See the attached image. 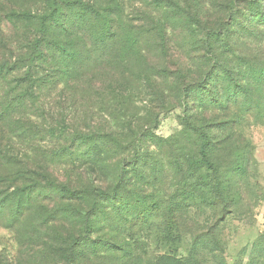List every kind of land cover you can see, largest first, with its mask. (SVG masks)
<instances>
[{"label": "trees", "instance_id": "trees-1", "mask_svg": "<svg viewBox=\"0 0 264 264\" xmlns=\"http://www.w3.org/2000/svg\"><path fill=\"white\" fill-rule=\"evenodd\" d=\"M107 4L106 8L100 9L98 3L86 0H45L44 6L37 11L6 13L8 22L14 26L24 24L25 28L16 31L17 37L8 47L10 53L0 56V92L4 94L0 97V118L9 117L8 111L13 107L20 112L28 110L25 118L22 114L23 117L19 118L21 121L24 118L33 126L36 122L31 119L30 111L42 112L46 116L42 124L45 135L60 141L58 149L48 147L45 151L48 160L43 161V167L28 165L33 173H39L37 178L33 176L27 183L15 187L11 195L17 207H21L29 203L35 196L36 188H40L63 202L65 214L81 218L82 231L89 230L92 218L96 215L95 210L100 206L109 207L116 218L123 216L127 208L130 211L128 224H143L149 214L161 208V204L157 199H146L135 194L133 189L130 190L127 175L131 174L138 181L143 178L144 172L139 168L146 166L151 168L149 174H154L155 166L149 163V156L145 154L149 146L157 145L152 129L164 112L178 110L183 125L181 132L189 134L192 142L185 163H174L183 172L185 185L181 189L176 188L168 197L165 209V240L175 248V253L160 256L157 262L231 264L226 260L222 239L214 227L193 238L185 255L178 253L181 240L178 230L183 214L189 208L186 202L191 201L192 207L198 212L205 205L210 207L214 222L224 221L232 212L234 203L229 195V177L231 173L245 171L247 156H239V150L235 148L232 151L235 154L233 160L221 163L218 159L220 150L232 146L231 136L224 137L221 131H236L237 121L228 114L217 116L218 120L212 116L217 109L225 110L233 106H230L233 100L246 102L250 90L264 82V69L252 64L242 66L240 62L236 63L235 58L241 59L242 55L237 53L238 43L232 37L239 26L247 33L254 25L264 32V0H246L244 6L238 8L232 4L228 10L218 12V16L213 19L204 17L198 7L194 10L191 6L188 12L195 23L190 25L187 35L193 48H196L194 54L199 67L198 76L192 70L186 73L188 62L171 53L172 29L168 25L169 20L163 18L155 27L157 35L154 43L163 59V66L157 69V74L172 79L177 96L175 100L171 99L172 102L168 101L170 109H167V89L160 88L152 80L153 75L145 69L139 74L138 86L149 96V100L143 99L145 105H149L147 112L150 114L155 107L158 112L145 126L135 127L127 115L128 106L141 103L142 99H133L130 93L127 96L118 95L121 102L113 109L120 113L119 117L118 114L115 116L116 124H122L120 122L123 121L129 125L123 124L119 129L115 124V130H109L106 119L104 124L93 127L88 122L91 118L93 122L94 113L88 107L83 110L84 115L81 117L80 108L76 109L68 103L72 98L68 83L76 81L85 68H106L110 64L138 59L137 44L144 34L143 29L133 28L120 21L124 12L116 0ZM144 5V10L154 14V20L158 10L178 6L179 3L177 0H148ZM179 10L187 9L181 7ZM240 10L245 14L243 21L239 18ZM173 15L178 18L183 14L176 11ZM147 34L153 36L151 31ZM2 41L0 38V43L4 44ZM188 57L195 61L191 55L188 54ZM222 89L225 93L221 94ZM52 96H59V103L52 102ZM123 100L127 102V109L118 107L124 106ZM153 101L157 104H153ZM52 109H57V114L50 112ZM125 129L128 133H125ZM112 142L119 146L123 158L118 162L115 184L109 185L104 179L91 175L106 163L108 144ZM68 164L72 167L78 164L89 178L81 183L72 176H58L56 165L62 167ZM73 204L78 205V208ZM73 241L74 244L63 250L65 264H76L81 254L78 250L86 246L88 240L81 236ZM258 243L260 240L255 244ZM260 252L264 251L260 249Z\"/></svg>", "mask_w": 264, "mask_h": 264}, {"label": "rangeland", "instance_id": "rangeland-1", "mask_svg": "<svg viewBox=\"0 0 264 264\" xmlns=\"http://www.w3.org/2000/svg\"><path fill=\"white\" fill-rule=\"evenodd\" d=\"M44 1L0 0V38L4 43H0V56L10 53L8 47L17 37L16 31L25 28L24 24L14 26L8 22L6 13L25 10L34 12L44 6ZM86 1L98 3L97 7L101 9L106 8L107 3L112 0ZM116 1L121 4L124 12V17L120 21L136 29L142 28L144 31L137 44L138 59H128L122 64H110L106 68L87 67L76 81L68 83V91L72 97L68 103L74 105L76 109L80 108L79 116L83 117V110L88 107L87 109L94 113L93 122L91 118L88 124L95 127L104 124L106 119L109 130H115V116L118 111L113 109L121 102L118 95L127 96L130 93L131 98L138 101L142 99L141 103L128 106L127 115L135 127L145 126L154 114H157L156 107L150 114L147 112L149 105L148 103L145 105L143 99L149 100V96L138 86L139 74L145 69L153 75L152 80L157 82L160 88L167 89V109H170L168 101L172 102L177 96L172 79L157 74V69L163 66V59L154 43L157 35L155 27L163 18L169 20L168 25L172 29L171 53L188 62L186 73L192 70L193 74L198 76L199 67L194 54L196 48H193L187 35V30L195 21L188 10L191 11V6L194 10L198 7V11H202L204 17L213 19L218 16V12L228 10L232 4L238 8L243 7L246 2V0H177L179 5L174 6L175 10L173 6L168 9L162 8L156 12L153 20L154 14L144 10V4L148 3V0ZM181 7L187 10H179ZM173 11L175 13L180 11L183 15L174 18ZM244 15L240 10L241 21L245 18ZM250 29H252L250 33H247L239 26L232 34L233 41L238 43L237 53L242 55L241 59L235 58V61L240 62L242 66L252 64L258 69H264V32H260L255 25ZM149 31L153 36L147 34ZM188 54L195 61H191ZM167 60L171 62L170 58ZM220 93H225V90L222 89ZM1 96L4 94L0 92ZM50 100L54 103L60 101L59 96H52ZM233 101L230 103V106L231 104L233 106L225 110L217 109L212 116L216 120L217 116L228 114L237 121L236 131H221L224 137L231 136L232 141L230 148L220 150L218 159L221 163L226 164L233 160L235 154L232 151L235 148L239 150V156L241 154L247 156L245 171L231 173L232 176L229 177V195L234 203L232 212L224 221L214 222L210 207L205 205L198 212L192 207L191 201L186 202L189 208L184 212L178 230L181 238L178 253L185 255L194 241L193 238L214 227L220 234L225 248L224 255L229 263L264 264V252H260V249L264 251V82L258 83V86L250 90L246 102ZM153 104L157 103L153 101ZM122 105L124 106L118 107L127 109V102L123 100ZM53 111L57 114L58 110H50ZM8 112L9 117L0 118V264H65L62 258L63 250L74 244L73 239L81 236L88 241L86 246L79 248L78 252L81 254L77 257L76 264H158L160 256L175 253V248L165 240V209L168 197L176 188L181 189L185 185L182 179L183 172L181 169L178 170L174 163H177L176 161L185 163L192 142L189 134L184 135L181 132L183 125L178 110L164 112L152 129L157 145L149 146L145 154L149 156V163L155 166L154 174H149L151 168L146 166L139 168L144 172L143 178L138 181L131 174L127 175L130 190L133 189L135 194L146 199H157L161 208L149 214L143 224L130 225L128 224L130 211H127V208L123 216L116 218L109 207L100 206L95 210L96 215L92 218V225L88 231L86 229L82 231L80 217L65 214L63 202L39 190L40 188H36L35 196L29 203L17 207L11 192L15 187L30 181L31 177L37 178L39 174L33 173L28 165L36 164L43 167V161L48 160L45 151L48 147L58 149L60 141L45 135L42 125L46 121L44 113L30 111L31 119L36 122L32 126L24 121L28 110L20 112L13 107ZM21 114L24 115L22 121L19 118L23 117ZM120 123L122 124H116L119 129L123 124L129 125L128 122ZM124 131L128 133L126 129ZM121 158L123 154L119 146L114 142L108 144L106 163L98 170H94L91 176L104 179L106 184H115L117 166ZM56 167L58 176H72L81 183L89 178L78 164L73 167L70 164ZM73 205L78 208V205ZM259 240L260 243L255 244Z\"/></svg>", "mask_w": 264, "mask_h": 264}]
</instances>
